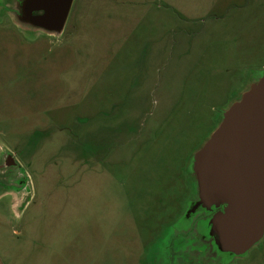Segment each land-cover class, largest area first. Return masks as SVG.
<instances>
[{
  "label": "rangeland",
  "instance_id": "1",
  "mask_svg": "<svg viewBox=\"0 0 264 264\" xmlns=\"http://www.w3.org/2000/svg\"><path fill=\"white\" fill-rule=\"evenodd\" d=\"M24 1L0 0L3 264H264L195 156L264 79V0H73L60 31Z\"/></svg>",
  "mask_w": 264,
  "mask_h": 264
},
{
  "label": "water",
  "instance_id": "2",
  "mask_svg": "<svg viewBox=\"0 0 264 264\" xmlns=\"http://www.w3.org/2000/svg\"><path fill=\"white\" fill-rule=\"evenodd\" d=\"M72 1L25 0L24 18L48 31H60ZM35 11L39 13L33 15ZM223 115L195 153L199 161L205 162L202 169L198 165V176L202 174L208 184L215 183L219 196L234 207L231 216L243 233L241 239L248 241L245 234L257 233L264 226V79ZM208 175L213 180H208ZM237 250L230 246L227 251Z\"/></svg>",
  "mask_w": 264,
  "mask_h": 264
},
{
  "label": "crops",
  "instance_id": "3",
  "mask_svg": "<svg viewBox=\"0 0 264 264\" xmlns=\"http://www.w3.org/2000/svg\"><path fill=\"white\" fill-rule=\"evenodd\" d=\"M0 264H3L2 259H0Z\"/></svg>",
  "mask_w": 264,
  "mask_h": 264
},
{
  "label": "flooded vegetation",
  "instance_id": "4",
  "mask_svg": "<svg viewBox=\"0 0 264 264\" xmlns=\"http://www.w3.org/2000/svg\"><path fill=\"white\" fill-rule=\"evenodd\" d=\"M23 181V179H20V182H22Z\"/></svg>",
  "mask_w": 264,
  "mask_h": 264
},
{
  "label": "trees",
  "instance_id": "5",
  "mask_svg": "<svg viewBox=\"0 0 264 264\" xmlns=\"http://www.w3.org/2000/svg\"><path fill=\"white\" fill-rule=\"evenodd\" d=\"M22 179V178H21Z\"/></svg>",
  "mask_w": 264,
  "mask_h": 264
}]
</instances>
